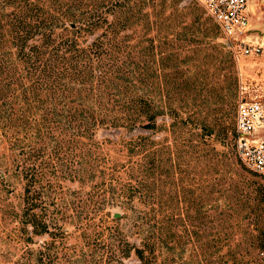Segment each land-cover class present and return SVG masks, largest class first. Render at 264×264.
Here are the masks:
<instances>
[{"label":"trees","instance_id":"trees-1","mask_svg":"<svg viewBox=\"0 0 264 264\" xmlns=\"http://www.w3.org/2000/svg\"><path fill=\"white\" fill-rule=\"evenodd\" d=\"M180 1L0 0V141L10 157V162L0 165V179L11 175L21 182L18 208L10 213L22 243L30 245L33 238L45 237L33 253L28 250L34 264L50 258L48 245L57 237L56 218L43 192L47 177L41 160L44 155L49 160L50 152L59 163L62 156L68 158L71 173L83 167L81 172L87 171L89 180L102 185L99 222L115 224L105 245L110 250L117 246L116 264H126L123 259L131 255L132 264H165L154 231L165 221L164 214L139 206L149 203L140 186L149 176L148 165L161 167L159 155L166 147V136L154 140L151 135L136 134L117 142L95 139V130L115 127L170 133L164 123H158L169 114L161 102L159 65L181 52H193L191 44L206 40L213 46L221 38L211 19L201 16L193 5L187 11L178 9ZM186 14L192 15L190 22ZM172 46L176 53L164 56ZM151 55L154 65L150 67L146 58ZM221 58L223 54L215 57L218 62ZM151 76L154 84L147 82ZM175 80L173 92L178 87ZM233 129L234 120L232 136ZM83 146L88 147L85 154L78 153ZM92 148L103 153L96 175L90 162L84 163ZM232 154V172L240 169L253 175L240 165L233 150ZM50 166V173L56 175L60 164ZM116 169L121 170L116 173ZM134 182L139 187L135 190ZM124 227L130 228L134 238L122 230L116 233Z\"/></svg>","mask_w":264,"mask_h":264},{"label":"rangeland","instance_id":"rangeland-1","mask_svg":"<svg viewBox=\"0 0 264 264\" xmlns=\"http://www.w3.org/2000/svg\"><path fill=\"white\" fill-rule=\"evenodd\" d=\"M251 4L249 33L263 46L257 55L234 54L219 30L221 38L215 40L217 44H206V40L191 44L193 52H181L175 59L159 65L161 102L169 114L163 115L158 123H164L170 133L141 129L130 132L115 127L95 130V139L117 142L136 134H148L154 140L166 136L163 140L166 147L159 155L161 167L148 165L149 176L140 186L144 195L149 196V203L139 206L164 214L165 221L154 231L165 264H254L256 252L264 249V176L250 170L253 175H247L240 169L238 175L230 167L232 150L235 154L230 130L236 103L247 94H264V0H252ZM188 5L211 19L193 1L181 0L177 8L187 11ZM191 19L192 15H185L186 22ZM179 27L173 31H179ZM129 44L132 45L130 41ZM167 53H176L174 46L165 49L164 56ZM220 54L224 58L218 62L215 57ZM148 57L146 65L151 67L152 55ZM174 77L178 84L175 92L171 90ZM152 78L147 82L154 84ZM171 114L175 115L176 124ZM4 147L0 141V165L10 162ZM87 148L83 146L78 153L85 154ZM88 153L90 157H85L84 163L90 162L91 173L96 175L102 168L103 153L98 148ZM45 156L41 160L47 177L43 192L58 226L56 242L48 245L50 258L46 257L41 264H116L117 246L110 250L105 245V237L115 224L109 220L99 222L103 217V205H98L102 185L89 180L87 171L81 172L83 167L71 173L68 158L62 156L59 163L52 152L49 160ZM53 163L55 167L60 164L56 175L50 173ZM20 185L11 175L6 180L0 179V264H29L27 260L34 264L28 250L33 253L45 238L35 237L32 244L25 245L19 237L10 212L18 208ZM136 188L138 183L134 182ZM121 230L134 238L130 236V228H118L116 233ZM44 251L47 256V250ZM123 261L132 264L134 258L131 255Z\"/></svg>","mask_w":264,"mask_h":264},{"label":"built area","instance_id":"built-area-1","mask_svg":"<svg viewBox=\"0 0 264 264\" xmlns=\"http://www.w3.org/2000/svg\"><path fill=\"white\" fill-rule=\"evenodd\" d=\"M198 3L218 26L234 54L257 55L263 48L251 38L252 0H189ZM242 91V90H241ZM246 89H243L245 92ZM264 94H247L235 107L232 145L244 167L264 176ZM254 264H264V249L256 252Z\"/></svg>","mask_w":264,"mask_h":264},{"label":"water","instance_id":"water-1","mask_svg":"<svg viewBox=\"0 0 264 264\" xmlns=\"http://www.w3.org/2000/svg\"><path fill=\"white\" fill-rule=\"evenodd\" d=\"M118 215V213H114L113 216L116 217Z\"/></svg>","mask_w":264,"mask_h":264}]
</instances>
